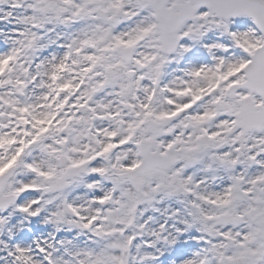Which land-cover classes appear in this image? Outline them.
Listing matches in <instances>:
<instances>
[{
    "label": "snow or ice",
    "instance_id": "1",
    "mask_svg": "<svg viewBox=\"0 0 264 264\" xmlns=\"http://www.w3.org/2000/svg\"><path fill=\"white\" fill-rule=\"evenodd\" d=\"M0 264H264V0H0Z\"/></svg>",
    "mask_w": 264,
    "mask_h": 264
}]
</instances>
